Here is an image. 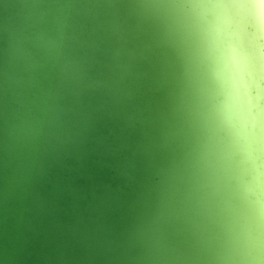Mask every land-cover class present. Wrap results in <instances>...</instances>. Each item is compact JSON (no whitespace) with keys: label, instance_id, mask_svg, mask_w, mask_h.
<instances>
[{"label":"water","instance_id":"water-1","mask_svg":"<svg viewBox=\"0 0 264 264\" xmlns=\"http://www.w3.org/2000/svg\"><path fill=\"white\" fill-rule=\"evenodd\" d=\"M131 23L109 0H0V264H156L137 229L164 94L151 55L120 80Z\"/></svg>","mask_w":264,"mask_h":264},{"label":"clouds","instance_id":"clouds-1","mask_svg":"<svg viewBox=\"0 0 264 264\" xmlns=\"http://www.w3.org/2000/svg\"><path fill=\"white\" fill-rule=\"evenodd\" d=\"M120 80L154 57L164 94L137 234L156 264H264V0H109ZM130 94V93H129Z\"/></svg>","mask_w":264,"mask_h":264}]
</instances>
